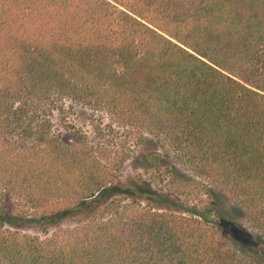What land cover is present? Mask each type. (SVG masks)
<instances>
[{"label": "trees", "instance_id": "trees-1", "mask_svg": "<svg viewBox=\"0 0 264 264\" xmlns=\"http://www.w3.org/2000/svg\"><path fill=\"white\" fill-rule=\"evenodd\" d=\"M213 191L264 243V0H0V264H257Z\"/></svg>", "mask_w": 264, "mask_h": 264}, {"label": "rangeland", "instance_id": "rangeland-1", "mask_svg": "<svg viewBox=\"0 0 264 264\" xmlns=\"http://www.w3.org/2000/svg\"><path fill=\"white\" fill-rule=\"evenodd\" d=\"M64 105L67 115L65 118L64 116H56L53 124L57 133L64 135L65 141L70 144L77 143L78 138L75 133L86 134L92 143H95L96 140L109 139L117 150L123 147L132 155V158L125 162V176H143L150 180L152 172L145 171L144 163L140 158H137L140 153L139 147L133 138L127 136L125 130L112 125L109 118L103 113L87 111L70 101L64 102ZM98 130L101 131L103 136L98 134ZM212 193L213 202L219 208L224 224H226L225 227L230 230L236 247L248 259L255 261L257 264H264V243L255 238L242 212L232 205L222 193L218 191ZM24 230L29 234L43 236L42 232L36 228Z\"/></svg>", "mask_w": 264, "mask_h": 264}]
</instances>
